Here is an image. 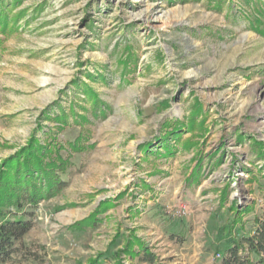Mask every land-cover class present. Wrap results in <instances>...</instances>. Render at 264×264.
Listing matches in <instances>:
<instances>
[{
	"label": "rangeland",
	"instance_id": "rangeland-1",
	"mask_svg": "<svg viewBox=\"0 0 264 264\" xmlns=\"http://www.w3.org/2000/svg\"><path fill=\"white\" fill-rule=\"evenodd\" d=\"M32 142L0 264H264V0H0V169Z\"/></svg>",
	"mask_w": 264,
	"mask_h": 264
},
{
	"label": "trees",
	"instance_id": "trees-1",
	"mask_svg": "<svg viewBox=\"0 0 264 264\" xmlns=\"http://www.w3.org/2000/svg\"><path fill=\"white\" fill-rule=\"evenodd\" d=\"M74 147L76 148L75 145ZM52 152L53 149L39 143L33 145L32 142L29 148L7 163L6 169H0V262L6 261L14 244L31 227L25 215L19 217L16 213H11L10 207L17 210L23 208V200L26 198L30 203L37 204V197L41 196L44 191L48 192L59 187L60 183L53 169L64 167L67 159L64 160L61 155L53 156ZM42 179L45 180L44 184H42ZM71 228L82 229L79 226ZM246 243L249 251L264 254V223H261L253 236L247 237ZM129 245L131 247L133 243ZM136 245L141 251L145 250L142 243L137 242ZM131 248L133 250V247ZM238 251L237 247L230 248V256L223 259L221 264H243ZM140 252L130 251V256L135 257ZM146 255L148 256L143 258L145 261H154L152 255L148 253Z\"/></svg>",
	"mask_w": 264,
	"mask_h": 264
}]
</instances>
